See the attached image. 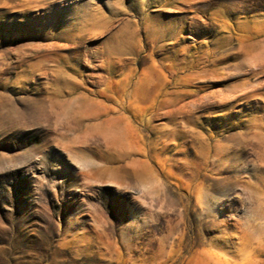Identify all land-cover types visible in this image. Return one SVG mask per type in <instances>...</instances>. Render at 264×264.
<instances>
[{"label":"rangeland","instance_id":"rangeland-1","mask_svg":"<svg viewBox=\"0 0 264 264\" xmlns=\"http://www.w3.org/2000/svg\"><path fill=\"white\" fill-rule=\"evenodd\" d=\"M0 264H264V0H0Z\"/></svg>","mask_w":264,"mask_h":264},{"label":"bare ground","instance_id":"bare-ground-1","mask_svg":"<svg viewBox=\"0 0 264 264\" xmlns=\"http://www.w3.org/2000/svg\"><path fill=\"white\" fill-rule=\"evenodd\" d=\"M103 64V63H102ZM101 64V66L104 68V69H106V66L103 64L102 65ZM110 71V70H109ZM109 71H107V73L109 74V77H112L113 75L109 72ZM112 75V76H111ZM67 82V81H66ZM68 85V84H67ZM78 88V83H76L75 82V84H73V83H70V86H69V89L66 91V93H68V94H72V93H74L75 92V89H77ZM58 92V91H57ZM59 93V92H58ZM74 95V94H73ZM77 95V94H76ZM84 95V94H83ZM76 97H78V98H83V96L81 95V94H78ZM73 98V97H72ZM74 109H76V108H74ZM77 110V109H76ZM76 112V111H75ZM42 113V112H41ZM47 114V113H46ZM48 115V114H47ZM46 115V116H47ZM91 115V114H90Z\"/></svg>","mask_w":264,"mask_h":264}]
</instances>
